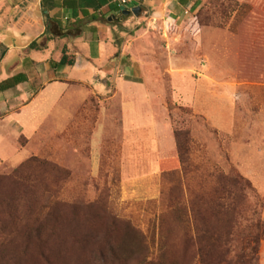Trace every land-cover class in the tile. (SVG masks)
I'll use <instances>...</instances> for the list:
<instances>
[{
    "label": "rangeland",
    "instance_id": "obj_1",
    "mask_svg": "<svg viewBox=\"0 0 264 264\" xmlns=\"http://www.w3.org/2000/svg\"><path fill=\"white\" fill-rule=\"evenodd\" d=\"M139 17H129L128 41L145 23ZM139 38L148 40L151 53L176 55L187 68L175 80L158 76L169 84L165 96L175 140L167 150L174 169L163 171L160 195L155 171L122 170L117 138L105 145L101 168L92 175L86 154L73 155L80 139L69 132L60 137L50 123L30 142L4 136L0 263L264 264V236L249 228L257 220L264 223V187L245 174L248 158L263 170L264 0H202L178 26ZM211 65L235 87L230 106L213 93L205 106L209 115L226 118L227 132L192 107L189 84ZM177 129L188 131L184 166L177 159ZM31 156L36 157L26 162ZM233 175L239 183L229 179Z\"/></svg>",
    "mask_w": 264,
    "mask_h": 264
},
{
    "label": "crops",
    "instance_id": "obj_2",
    "mask_svg": "<svg viewBox=\"0 0 264 264\" xmlns=\"http://www.w3.org/2000/svg\"><path fill=\"white\" fill-rule=\"evenodd\" d=\"M128 4L141 7L138 16L130 15L145 22L133 41L126 35L130 15L123 14L119 0H0V139L23 136L30 142L50 123L60 137L69 132L80 139L78 149L72 146L73 155L86 154L87 169L95 175L105 145L117 138L122 170L155 171L158 196L163 171L175 164L167 152L175 147L165 96L169 84L158 76L175 80L187 68L178 65L176 55L151 53L148 40L139 37L178 26L202 0H131L126 8ZM64 55L73 63H60ZM203 76L189 84L195 94L192 107L209 117L206 105L212 95L230 106L235 87L220 80L212 65ZM211 116L216 129L229 131L228 123L222 124L226 118ZM231 117L233 131L235 114ZM247 163L246 177L263 188L264 159L262 172L254 169V159Z\"/></svg>",
    "mask_w": 264,
    "mask_h": 264
},
{
    "label": "trees",
    "instance_id": "obj_3",
    "mask_svg": "<svg viewBox=\"0 0 264 264\" xmlns=\"http://www.w3.org/2000/svg\"><path fill=\"white\" fill-rule=\"evenodd\" d=\"M60 63H63V64L70 63L71 64V63H73V60H66V55H64L62 60L60 61ZM175 135H176V139H177L180 165L184 166L185 163H186V158L184 156L185 154L183 153V150H184V146L189 144L188 131L187 130H182V129H179V130L177 129V130H175ZM183 139L185 140L184 143H183ZM32 157H36V156H31L30 158H28L25 161L26 162L27 161H31ZM229 179H231V181L235 182V183H239L240 182L238 180V179H240V177H237L236 175H233ZM249 228H253L251 232H255L258 236H260V235L264 236V223L262 221L257 220L256 222H251L249 224ZM248 232H250V230ZM243 239L244 238H242L241 240L243 241ZM0 264H2V263H0ZM15 264H19V263H15Z\"/></svg>",
    "mask_w": 264,
    "mask_h": 264
},
{
    "label": "water",
    "instance_id": "obj_4",
    "mask_svg": "<svg viewBox=\"0 0 264 264\" xmlns=\"http://www.w3.org/2000/svg\"><path fill=\"white\" fill-rule=\"evenodd\" d=\"M121 10H122L124 15H130L131 13H133L136 16H138L141 12V7L137 6V7H133L131 9H128V8L123 6V7H121Z\"/></svg>",
    "mask_w": 264,
    "mask_h": 264
},
{
    "label": "built area",
    "instance_id": "obj_5",
    "mask_svg": "<svg viewBox=\"0 0 264 264\" xmlns=\"http://www.w3.org/2000/svg\"><path fill=\"white\" fill-rule=\"evenodd\" d=\"M131 0H119V4L121 5V7H125L127 3H129Z\"/></svg>",
    "mask_w": 264,
    "mask_h": 264
}]
</instances>
